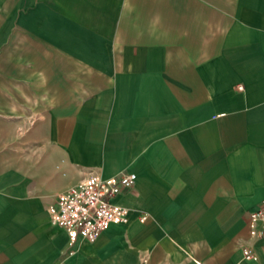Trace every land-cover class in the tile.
I'll return each mask as SVG.
<instances>
[{
	"label": "crops",
	"instance_id": "0c3cea01",
	"mask_svg": "<svg viewBox=\"0 0 264 264\" xmlns=\"http://www.w3.org/2000/svg\"><path fill=\"white\" fill-rule=\"evenodd\" d=\"M132 171L71 246L57 196ZM263 199L264 0H0V264H264Z\"/></svg>",
	"mask_w": 264,
	"mask_h": 264
},
{
	"label": "built area",
	"instance_id": "2783aa9c",
	"mask_svg": "<svg viewBox=\"0 0 264 264\" xmlns=\"http://www.w3.org/2000/svg\"><path fill=\"white\" fill-rule=\"evenodd\" d=\"M238 87L242 89L243 85ZM136 178L134 171L108 178L91 174L57 196L49 206L52 221L68 232L71 246L79 237L95 241L112 223L128 220L130 208L115 202L114 198L130 189ZM139 218L144 221L147 213L141 212ZM250 233L253 237L264 236V199L251 213ZM243 255L245 259L253 258V248L244 246Z\"/></svg>",
	"mask_w": 264,
	"mask_h": 264
},
{
	"label": "bare ground",
	"instance_id": "6f19581e",
	"mask_svg": "<svg viewBox=\"0 0 264 264\" xmlns=\"http://www.w3.org/2000/svg\"><path fill=\"white\" fill-rule=\"evenodd\" d=\"M127 221H128V220H127ZM127 221H126V222H127ZM124 223H125V222H124Z\"/></svg>",
	"mask_w": 264,
	"mask_h": 264
}]
</instances>
